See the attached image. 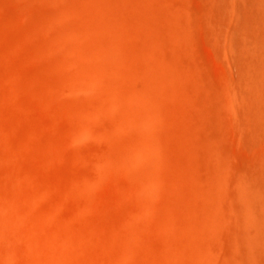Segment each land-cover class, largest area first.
Masks as SVG:
<instances>
[{
  "label": "rangeland",
  "instance_id": "rangeland-1",
  "mask_svg": "<svg viewBox=\"0 0 264 264\" xmlns=\"http://www.w3.org/2000/svg\"><path fill=\"white\" fill-rule=\"evenodd\" d=\"M263 206L264 0H0V264H264Z\"/></svg>",
  "mask_w": 264,
  "mask_h": 264
},
{
  "label": "bare ground",
  "instance_id": "bare-ground-1",
  "mask_svg": "<svg viewBox=\"0 0 264 264\" xmlns=\"http://www.w3.org/2000/svg\"><path fill=\"white\" fill-rule=\"evenodd\" d=\"M115 2H116V1H115ZM103 4H105V3H103ZM106 4H107V2H106ZM108 4H111V2L108 1ZM115 4H116L115 6H117L118 3H115ZM118 5H119V4H118ZM61 31H62V30H61ZM59 32H60V31H59ZM62 32H64V31H62ZM62 32H60V33H62ZM63 34H64V33H63ZM114 40H115V39H114ZM116 40H117V39H116ZM118 41H119V40H118ZM118 43H119V42H118ZM115 44H116V46H114V45H113V46L119 49V48H120V46H119L120 43L117 45V42L115 41ZM121 45H122V44H121ZM117 46H119V47H117ZM114 47H113L112 49H114ZM106 48H108V47H106ZM103 49H104V51H106L105 47H103ZM120 49H121V48H120ZM116 50H117V49H116ZM116 50H115V51H116ZM102 51H103V50H102ZM104 51H103V52H104ZM117 51H118V50H117ZM120 51H121V50H120ZM107 52H108V51H107ZM118 52H119V51H118ZM111 53H112V52H111ZM121 54H122V53H121ZM121 57H122V56H121ZM121 57H120V58H121ZM120 58H119V59H120ZM147 58H148V57H147ZM147 58H146V59H147ZM147 60H148V59H147ZM151 60H152V59H151ZM149 62H150V61H149ZM13 64H15V63L12 62V65H13ZM151 64H152V63H150V65H151ZM107 65H108V64H106V67H107V69H108V66H107ZM152 65H153V64H152ZM154 65H155V64H154ZM154 65H153V66H154ZM15 67H17V65H16ZM19 67H20V66H19ZM104 67H105V66H104ZM104 67H103V68H104ZM156 67H157V66H156ZM18 69H19V68H18ZM110 69H111V67H110ZM16 70H17V69H16ZM20 70H21V69H20ZM104 70H106V69L104 68ZM107 71H108V70H107ZM107 71H104V72H107ZM109 71H110V70H109ZM109 71H108V72H109ZM74 73H76V72H74ZM88 73H89V72H88ZM112 73H113V72H112ZM168 73H169V72H168ZM185 73H186V72H185ZM93 74H94V73H93ZM170 74H171V73H170ZM173 74H174V73H173ZM173 74H171V75H173ZM90 75H91V74H90ZM111 75H112V74H111ZM111 75H109V76H111ZM168 75H169V74H168ZM168 75H167V76H168ZM73 76H74V75H73ZM75 76H76V74H75ZM94 76H96V75H94ZM175 76H176V75H175ZM175 76H174V77H175ZM168 77H169V76H168ZM171 77H172V76H171ZM94 78H96V77H94ZM177 78H178V77H177ZM179 78H180V77H179ZM190 78H191V77H190ZM193 78H195V77H193ZM196 78H197V77H196ZM73 79H74V78H73ZM76 79H77V78H76ZM172 79H173V78H172ZM74 80H75V79H74ZM94 80H95V79H94ZM174 80L176 81V83L178 82L176 79H174ZM78 82H79V81H78ZM179 86L182 87V86H181V83H180ZM184 89H185V88H184ZM147 90H148V89H147ZM173 90L175 91V89H172V92H173ZM159 91H160V90H159ZM149 92H150V91H149ZM175 92H176V91H175ZM181 92H182V91H181ZM159 93H161V92H159ZM177 94H178V93H176V95H177ZM182 95H183V94H182ZM187 95H188V94H187ZM177 96H178V95H177ZM190 97L192 98V97H194V96H190ZM177 99H179V98H177ZM182 99H183V98H182ZM187 99H189V98H187ZM162 100H163V99H162ZM162 100L160 101V103L162 102ZM179 100H180V99H179ZM185 100H186V99H185ZM111 102H113V101L111 100ZM164 102H165V101H164ZM164 102H162V104H163ZM178 102H180V101H178ZM194 102H195V101H194ZM194 102H192V103H194ZM113 103H114V102H113ZM182 103H183V102H181V104H182ZM186 103H187V102H186ZM196 103H197V102H196ZM165 104H166V103H165ZM163 105H164V104H163ZM176 105H177V104H176ZM179 106H181V105H179ZM184 106H185V105H184ZM182 107H183V106H182ZM178 108H179V107H177V110H178ZM185 108H186V107H185ZM146 109H148V108H146ZM150 109H151V108H150ZM180 109H181V107H180ZM148 110H149V109H148ZM183 110H184V109H183ZM183 110L181 109V111H183ZM145 111L147 112V110H145ZM178 111H179V110H178ZM181 111H179V112L182 114L183 112H181ZM146 112H145V113H146ZM149 112H150V110H149ZM184 112H185V111H184ZM145 113H144V114H145ZM186 113H187V112H186ZM159 114H160V113H159ZM187 114H188V117H189V116H190L189 113H187ZM146 115H148V113L145 114V116H146ZM152 115H153V114H152ZM182 115H184V113H183ZM185 115H186V114H185ZM143 116H144V115H143ZM148 116H149V115H148ZM151 117H152V116H151ZM153 117H154V116H153ZM184 117H185V116H184ZM143 118H144V117L141 118V121H144ZM160 118H161V117H160ZM162 118H163V117H162ZM165 118H166V117H165ZM145 119H146V118H145ZM163 119H164V118H163ZM149 120H150V119H148V122H149ZM152 120H153V119H152ZM164 120H165V119H164ZM192 120H193V119H192ZM192 120H191V121H192ZM168 121H169V120H168ZM144 122L146 123V121H144ZM144 122H143V123H144ZM150 122H152V121H150ZM150 122H149V123H150ZM163 122H164V121H163ZM156 123H157V122H156ZM156 123H155V124H156ZM136 124H137V123H136ZM166 124H169V123H166ZM191 124H192V123H191ZM140 125H141V123H140ZM136 126H137V125H136ZM167 126H169V125H167ZM87 127H88V126H87ZM137 127H138V126H137ZM195 127H196V126H195ZM84 128H85V127H84ZM84 128H83V130H86V129H87V128H86V129H84ZM138 128H140V127H138ZM147 128H148V127H147ZM141 129H142V127H141ZM153 129H154V128H153ZM144 130H145V127H144ZM81 132H82V131H81ZM82 133H83V134H81V137L85 134L84 131H83ZM145 133H146V132H145ZM85 135H86V134H85ZM85 135H84L83 137H85ZM146 135H147V134H146ZM141 144H142V143H141ZM153 149H154V147H153ZM141 151H142V150H141ZM148 152L150 153V151H148ZM154 156H155V155H154ZM157 156H158V155H157ZM193 176H194V175H193ZM238 179H239V178H238ZM192 180H193V179H192ZM239 181H240V180H239ZM239 181H238V182H239ZM148 182H149V181H148ZM148 182H147V183H148ZM243 182H244V181H243ZM152 183H153V182H152ZM236 183H237V182H236ZM245 183H246V182H245ZM150 184H151V183H150ZM147 185H148V184H147ZM156 185H157V184H156ZM156 185H155V186H156ZM206 185H207V184H206ZM246 185H247V184H246ZM158 186H159V185H158ZM162 186H163V185H162ZM207 186H208V185H207ZM236 186L238 187L237 184L235 185V187H236ZM241 186H243V185H241ZM241 186H239V187H241ZM153 187H154V186H153ZM153 187H151V188H153ZM144 188H145V187H144ZM144 188H143V189H144ZM156 188H157V187H156ZM205 188H206V187H205ZM241 188H243V187H241ZM147 189H148V188H147ZM147 189H146V190H147ZM154 189H155V188H154ZM207 189H209V188H207ZM207 189H206V190H207ZM243 189H245V190L247 189V188L245 187V185H244V188H243ZM243 189H242V191H243ZM148 190L150 191V189H148ZM249 190H250V189H249ZM249 190H248V191H249ZM251 190H252V189H251ZM251 190H250V191H251ZM212 191H213V190H212ZM246 191H247V190H246ZM250 191H249V192H250ZM240 192H241V191H240ZM249 192H248V193H249ZM153 193H154V192H153ZM210 193H211V192H210ZM236 193H237V192H236ZM126 194H127V193H126ZM138 194H139V193H138ZM237 194H238V193H237ZM142 195H143V193H142ZM146 195H147V193H146ZM151 195H152V194H151ZM170 195H171V194H170ZM238 195H239V194H238ZM242 195H243V194H242ZM254 195H255V194H254ZM256 195H257V194H256ZM149 196H150V195H149ZM176 196H177V195H176ZM176 196H174V197H176ZM245 196H246V194H245ZM124 197H126V196L124 195ZM145 197H146V196H145ZM251 197H252V196H251ZM260 197H261V196H260ZM155 199H156V198H155ZM255 200H256V199H255ZM255 200H254V201H255ZM241 201H242V200H241ZM251 201H252V200H251ZM248 202H249V201H248ZM253 203H254V202H253ZM254 204H255V203H254ZM209 205H210V204H209ZM262 205H263V204H262ZM206 208H207V207H206ZM243 208H244V207H243ZM261 208H263V210L260 209V210H261V219L258 218V219L260 220V222H258L259 220L257 221L256 214H255V212H254L250 207H249L248 210L246 211V212H247V216H246V218H247V221H248V225L251 226V227L256 228L257 231H258V233L261 234L262 237H264V206L261 207ZM209 209H210V208H209ZM244 209H245V208H244ZM246 209H247V207H246ZM151 210H153V209H151ZM142 211H143V210H142ZM140 213H141V212H140ZM142 213H143V212H142ZM138 214H139V213H138ZM138 214H137V215H138ZM143 214H144V213H143ZM143 214H142V216H144ZM145 214H146V213H145ZM147 214H148V213H147ZM245 215H246V214H245ZM241 216H242V215H241ZM204 218H205V217H204ZM206 218H207V217H206ZM242 218H243V217H242ZM213 220H215V219H213ZM242 220H243V219H242ZM242 220H241V221H242ZM241 221H240L239 223H241ZM216 222H217V221H216ZM216 222H215V223H216ZM243 222H244V221H243ZM215 223H214V224H215ZM212 229H214V228H212ZM256 229H255V230H256ZM134 235H135V234H134ZM257 235H258V234H257ZM254 236H255V235H254ZM200 239H201V238H200ZM259 245H260V244H259Z\"/></svg>",
  "mask_w": 264,
  "mask_h": 264
}]
</instances>
